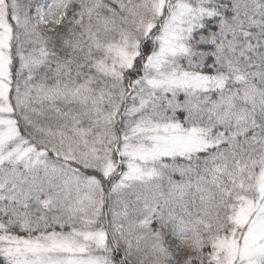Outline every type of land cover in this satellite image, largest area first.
Here are the masks:
<instances>
[{
    "label": "snow or ice",
    "instance_id": "obj_1",
    "mask_svg": "<svg viewBox=\"0 0 264 264\" xmlns=\"http://www.w3.org/2000/svg\"><path fill=\"white\" fill-rule=\"evenodd\" d=\"M0 264H264V0H0Z\"/></svg>",
    "mask_w": 264,
    "mask_h": 264
}]
</instances>
